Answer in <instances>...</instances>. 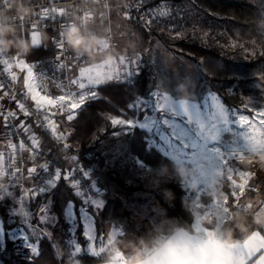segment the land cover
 Listing matches in <instances>:
<instances>
[{"label":"rangeland","instance_id":"374dc122","mask_svg":"<svg viewBox=\"0 0 264 264\" xmlns=\"http://www.w3.org/2000/svg\"><path fill=\"white\" fill-rule=\"evenodd\" d=\"M136 5V0H99L96 1L92 10L87 14V19L90 18L88 24L90 28L105 39L109 44V49L116 54V62L114 65H106L101 60L92 61L89 59L86 63L87 65L92 62V67L94 65L97 66L94 69L93 75L95 74V71L110 72L112 69H118L121 81L114 80L112 82L126 83L123 82L124 69L119 64V57L123 56L131 58L134 61H138L140 65L138 73L143 69L146 74L147 81L144 88L145 93L139 95L142 98L148 99L149 89L152 91H158L159 95L157 97H151V99L154 103L161 104H169L171 102L170 100H165V96L171 97L172 100L177 98L183 99L184 90L182 89V85L185 81L190 82L192 87V92L188 94H196L198 98L201 96L206 97L209 91L219 94L222 90L226 91L228 89H233L232 94L229 95L232 103L227 104L223 99L222 103L225 108L238 111L236 116L230 114L231 123L227 127L221 125L219 137L214 142L213 146L220 148L222 152L244 148L243 135L245 133H253V129L248 128L247 126L242 127L236 123V119H238L240 114L248 116L250 120L255 118L256 131L253 134L259 138L260 130L258 121L260 117H258L256 113L264 111V85L260 84L261 76L251 77L241 82L217 81L215 83L202 69L199 61L190 59L185 55V52L180 45L181 40L188 36L198 35L204 37L205 33V31L199 27V17L195 15L191 9L190 0H160L158 4L154 6V8L157 9V12L159 11L158 6L161 5L164 6L165 10L171 11V16L164 18H161L158 15L153 17L149 7L140 10ZM131 16L132 19L137 20L136 24L140 29L130 24L129 19ZM149 20L153 21L151 25L146 23ZM107 30L110 31V36L108 37L106 36ZM139 30H143V32L141 31L142 34L139 33ZM17 32L19 33V31ZM177 32L182 34L179 38H177ZM246 46L248 49L247 54L239 47L235 49L229 48V51L231 52L229 57L237 61H243L253 57L252 55H249L253 49H255L256 53L260 52L258 46L252 41ZM32 48L34 47L31 45V51L27 56H16L14 50L8 54L2 55L3 58L9 59L10 63L13 64L11 71L15 72L20 80H22V76H24L25 80V77H27V70H21L16 67V62L12 59L13 57L24 59L30 65H33L35 61L41 58H45L39 57ZM136 77L137 75H133L129 78L127 84H132ZM29 82H31L33 86H36L35 80ZM84 82L87 83L86 80H84ZM157 85H160V87L157 88ZM98 87L99 86H95L94 89L99 94ZM36 89L37 87L35 88V91ZM135 96L136 95L130 98L124 106L118 108V113H102L103 118L106 120V124L102 125L98 132L90 139V144L93 147L88 152L89 162L86 166L90 178L97 182L98 186L103 188L102 194L104 195V203L106 201L107 193H110L117 198H120V191L124 190L128 194V197L122 198V201L130 212V218L128 220L123 219L119 222L104 223L96 222V231L94 234L98 237L112 233L114 229L119 230L123 228L125 230V235L123 237H116V247L119 246L120 241L125 238H134L132 235L136 234L142 219L148 218L152 226L161 222L166 223L170 219H158L156 217V214L159 213L160 210L150 203V199L157 192L149 191L145 188L143 180L145 174L138 171L130 160L120 159L123 154L119 152V146H126L132 155L138 156L133 147L129 145L128 138L131 135L127 134L121 137H114L111 135L112 132L119 129V126L114 128L111 125L109 117L125 118V115L131 116L132 110L128 109L127 105L133 101ZM241 101H244L245 103L251 101L247 111H245ZM76 111H74V116L76 115ZM218 113L219 108L214 107V102L209 100L207 108L202 109L198 118L194 117V123L189 125V127H191L194 132L200 131L205 136H211L214 134L213 125L219 124ZM66 116L67 112L63 115L59 114V117L56 119V121L59 122L57 123L58 127L57 125L55 126L56 133L59 136L63 134V139L71 147L79 150L78 144L72 143L69 140L72 130L66 131V129L69 125L72 129V123L66 119ZM101 129L104 130L101 131ZM137 130L144 133L143 130ZM134 131L131 134H133ZM66 132H68V134ZM244 154L250 155L249 153ZM26 156L27 154L24 155L25 158ZM160 156L166 160V163L173 161L163 157L162 154H160ZM118 159H120V162H117ZM40 163L39 158L35 157L33 166ZM231 164L234 168L233 176L237 179L238 183L240 182L238 177L239 171L252 173V176L249 179V184L246 186L245 194L239 201L232 197L230 195V192L233 190L231 183L227 181L225 177H223L222 184L219 186L215 194H213L211 190L206 189L204 185H198L195 190L184 187V201L192 211L193 221H196L197 214L203 215L206 212L210 214L215 213L217 211L215 206L223 199V195H229L227 205L229 206L230 212L234 213L239 211L245 218L250 216L254 209L259 205L264 197V166L256 163L252 165L241 163L238 158H234L231 161ZM149 167L156 169L157 166L149 165ZM23 170L26 175L27 169L23 168ZM62 174L69 175L68 168H62ZM117 179L122 180L124 186L118 184ZM0 182H4V177H0ZM64 183L68 185L70 182L64 181ZM128 187H136L138 189L131 191ZM69 188V193L66 190H61L59 192L57 201L59 212H57L53 206L50 214L60 216V219L57 225H50L48 228V230L53 233V240L58 245L59 251L62 255L57 254V249L51 246V241L44 239L50 243L57 264H59L61 259H64L65 264L75 261V258L70 259L67 255L68 252L72 250V246L69 245L66 247L68 243L70 244L69 239L71 238V234L68 232L69 226L67 221L64 220L61 215V207L66 200L72 199L76 201L77 204L80 203V201L73 195V189H71V187ZM53 193L54 190L48 195L39 194L35 198L26 200L24 210H28L30 205L31 211L38 216V208L43 206L46 199L53 200ZM15 198L16 193L13 192L12 197L6 198L3 202L4 205L0 206V208L6 213L7 226L4 227L5 229L11 228L12 231H16L23 227V225L19 223L20 218L13 216V204L10 201ZM17 210H19V205H17ZM0 221H2L1 214ZM33 222L35 223V221ZM203 222L206 221H202V223ZM229 223H233V220L226 224ZM78 230L77 240L83 247L85 242L83 227L78 225ZM20 243V241H16L15 243L7 242L6 251L0 253V264H8L9 262L12 264H33L35 262L30 258V253L27 250H21L19 248ZM95 244L97 251H99V247L102 246L99 240H97ZM103 246L107 247L106 239L104 240ZM101 255L104 257L109 256V252L106 251ZM87 256L93 257L91 255ZM98 257L99 256H96L95 258L97 259Z\"/></svg>","mask_w":264,"mask_h":264},{"label":"snow or ice","instance_id":"6c2138e0","mask_svg":"<svg viewBox=\"0 0 264 264\" xmlns=\"http://www.w3.org/2000/svg\"><path fill=\"white\" fill-rule=\"evenodd\" d=\"M148 0H138L136 7L141 8ZM157 9L150 10L153 17L157 15L161 18L171 16L170 10H165L164 6H158ZM68 10L64 8L56 7H46L40 10L33 9V15L37 19L43 20H53L55 21L58 17H66ZM262 18V23H264V10L260 12ZM152 20L147 21L148 25L152 24ZM21 23V27H23ZM32 31L30 33L31 45L35 47L41 46V40L36 31L38 25L33 24ZM182 34L177 32V38ZM209 33H204V39L207 40ZM215 39V38H213ZM219 43L218 41H216ZM255 43V42H253ZM54 44L58 48L60 54L56 57L59 62L57 67L60 69L68 68L69 63L62 62L65 59L66 45L61 38H54ZM107 46L109 44L107 43ZM221 47H228L235 49L239 47L246 54L248 53L247 46L244 44H239L233 42L228 45H220ZM260 56L264 57V50L258 53ZM3 54H0L2 56ZM252 56L257 55L255 49L249 54ZM82 57V56H81ZM12 59L16 62V67L21 70H27V77H25L24 83L28 89V94L30 98L35 103L36 113L47 112L49 108L58 109L59 114L63 115L67 112L66 119L68 121H73L74 111L80 109L89 99H96L98 96L97 91L93 90L95 86L104 85L107 82L121 81L120 72L118 69H112L110 72H100L93 67H80L79 76L76 78L69 77V84L75 85L78 89L77 91L69 90L64 95H59L56 98H51L48 95L41 96L39 92L35 91L32 83L29 81H34V65H30L24 59L19 57H13ZM0 64L6 66V71L11 76V79L15 81L17 79L16 73L12 72L11 69L13 64L10 63L9 59H0ZM119 64L124 69L123 82H126L133 75L138 74V69L140 67L138 61H134L128 57H119ZM134 65V67H133ZM87 81V83L84 82ZM163 84V83H161ZM261 85H264V76L261 77ZM128 85V84H127ZM5 85L0 83V88ZM157 88L160 85L156 86ZM60 91H64L62 85H57ZM130 90H134L133 87H129ZM184 90L183 99L172 100L171 97L165 96V100H170L169 104L154 103L151 97H157L159 95L158 91H152L149 89V98H142L140 95H136L132 102H130L127 107L132 110L131 116L125 115V118H115L109 117L111 120V125L115 128L119 126L117 131L111 133L114 137H121L127 134H131L135 129L143 130L145 135L143 137V142L141 145L142 150L146 155H151L154 153L162 154L163 157L173 160L178 164H184L189 166H200L202 162L207 161L209 167L213 163H217L224 172V177L227 181L231 183L232 191L230 195L234 197L237 201L245 194L246 186L249 184V179L252 173L247 171H239V183L237 179L233 176L234 168L231 161L234 158H238L241 163H247L252 165L262 164L264 161V111H259L256 113L260 117L258 121L260 135L257 138L253 133L256 131V121L255 118L250 120L248 116L240 114L236 123L240 126H247L253 129V133H245L243 135L244 148L240 150L232 149L229 152H222L220 148L213 146L214 142L219 137L221 125L227 127L230 123V114L236 116L238 110L233 111L232 109L225 108L222 103V97L215 92L209 91L206 97H197L196 94L189 95L192 92L191 83L185 81L182 85ZM47 92V89H44ZM233 89L226 90L227 95L232 94ZM8 95V93H5ZM175 95V93H174ZM2 98V97H0ZM15 99V96L12 97ZM214 102V107L219 108L218 119L219 124L213 125L214 134L211 136H205L200 131H193L189 125L194 123V117H199L202 109L207 108L208 101ZM20 111L23 112L25 116H31L33 113L29 111L26 105L22 102L17 101ZM244 106L245 111H247L251 101L245 103L241 101ZM56 113H53L55 115ZM142 114V118H141ZM9 118H18L15 112H8L4 116L6 127H17L16 125H11ZM44 120L48 121V124L52 126V132H56V127L53 124L51 118L45 114ZM38 127H43V125L38 124ZM19 129H22L25 133L30 132V127L27 126L23 121L20 122ZM104 129H101L103 131ZM58 139L63 138L61 134ZM31 148H26L23 141L20 142L19 148L36 152V149L40 146V141L34 138V135H30ZM11 147L16 149L17 145L12 144ZM69 145L65 144L64 148H68ZM115 152V149H114ZM119 152L123 154L120 159L130 160L134 167L143 172L145 175L152 174L155 169L150 168L145 159L138 156L132 155L126 146H119ZM244 153H249L250 155H245ZM119 155V154H117ZM14 157L9 156V163L11 167L5 172L3 168H0V177H4V182H0V206L4 205L6 198H11L13 192L16 193V198L10 202L13 204V216L19 217V223L23 227L12 231L11 228L5 229L4 223L0 221V253L6 251L7 242L15 243L20 241L19 248L21 250H27L30 253V258L35 261V258L41 255L40 242L42 239H48L51 241V246L57 249V254L62 255L59 251L58 245L53 240V233L48 230L50 225H57L60 216L51 215L52 208L54 206V200H45L43 206L38 208L39 215L33 213L30 209L24 210L25 201L30 198H35L39 194L48 195L51 191L58 187V182L64 180L70 182L67 186L73 189V195L80 201L79 204L72 199L66 200L61 207V215L64 220L68 223V232L71 234L70 244L67 246H72V250L68 252V257L75 258L77 264H83V255H91L93 257L100 256L106 251L113 252L116 250V237H123L125 235V230L123 228L116 230L114 229L112 233L106 234L105 236L98 237L95 235L96 231V216L101 209L104 208V195L103 188L97 185V182L90 179L89 172L83 169H76L82 173L81 178H75L74 175H63L62 170L57 168L54 172H50V165L37 164L36 166L28 167L26 170V175L24 170L18 166V164L12 163ZM23 159V158H21ZM33 161L35 156L30 157ZM73 161L76 157H71ZM118 159L117 162H120ZM4 162L3 154L0 153V163ZM70 173L72 170H69ZM8 176L14 177V179L9 180ZM198 185H204L206 189L207 181L204 178H197ZM217 190H212L213 194ZM229 195H223V199L218 202L215 206L217 211L215 213H204L203 215L197 214L196 221L190 226V230L199 237L201 235L210 236L213 234L209 227L202 224V221L210 218L211 229H214L219 224H226L233 220L232 213L230 212L227 201ZM17 205H19V210H17ZM264 214V213H262ZM35 221V223L33 222ZM257 224L260 227V231H251V235L244 239L237 248L235 255L237 257L234 264H264V220H259ZM78 225L83 227V236L85 237L84 246L77 240ZM250 227H252L250 225ZM107 240V247L103 246L104 240ZM99 240L102 246L97 247L95 242ZM117 255H119L117 253ZM59 264H65L64 259H61Z\"/></svg>","mask_w":264,"mask_h":264},{"label":"trees","instance_id":"16d2710c","mask_svg":"<svg viewBox=\"0 0 264 264\" xmlns=\"http://www.w3.org/2000/svg\"><path fill=\"white\" fill-rule=\"evenodd\" d=\"M160 0H148L147 3L140 8L155 9L154 6ZM191 9L199 17V27L205 32L209 33L207 40L204 37L188 36L183 38L180 45L185 52V55L190 59L200 62L205 73L217 81H245L248 78L257 76H264V57L257 55L243 61H237L230 58L231 52L228 47H221L220 45H228L233 42L248 45L249 42H255L260 51L264 50V23L260 12L264 10V0H190ZM138 2V0H136ZM134 11V10H133ZM137 18V17H136ZM130 24L138 29L140 27L136 24L137 20L130 17ZM143 30H139L142 34ZM40 40L41 46L32 48L39 57H48L53 54V48L50 44V35L53 33V28H43L41 30ZM47 34V39H44V34ZM215 38V39H213ZM218 41L219 43H217ZM146 74L142 69L135 78L132 84L122 82H107L98 87V96L86 102L80 109L75 112V118L72 123V131L70 134V141L77 143L79 156L87 166L89 158L85 157L93 146L90 144L91 137L98 132L102 125L106 124L102 113L112 112L118 113V108L124 106L126 102L134 95H142L145 93ZM133 87L134 90H130ZM223 101L227 104L232 103L229 95L225 90L219 92ZM129 136V145L133 147L134 151L140 158L146 160L151 166H158L161 163H166V160L160 156L159 153L146 155L141 148L144 133L135 130ZM57 153V152H56ZM58 162L62 167H67L65 161L56 154ZM117 183L121 186L123 181L117 179ZM175 193L174 202L169 205L157 192L150 199L159 211L156 214L158 219L176 218L179 223L189 227L193 221L192 211L184 201L183 188L177 183L166 185ZM127 189V188H125ZM133 191L138 189L136 187H128ZM61 190L70 192V188L64 183V180L58 182V187L54 190L53 200L54 208L59 212L57 201L58 194ZM120 198L114 197L107 193L104 208L96 216L97 223L104 222H119L121 220H128L130 212L125 206L122 198L128 197L126 191L119 192ZM1 219L6 227V213L0 208ZM245 219H252L248 216ZM253 221L251 222V224ZM152 227L148 218L141 220L140 226L136 231V235H140L146 229ZM79 232V230H78ZM41 255L38 256L33 264H57L56 258L53 256L50 243L46 240L40 242ZM83 264H93L100 259L82 256ZM8 264H12L9 262ZM32 264V263H29Z\"/></svg>","mask_w":264,"mask_h":264},{"label":"clouds","instance_id":"9594fccd","mask_svg":"<svg viewBox=\"0 0 264 264\" xmlns=\"http://www.w3.org/2000/svg\"><path fill=\"white\" fill-rule=\"evenodd\" d=\"M32 15L31 0H5V6L0 8V54H8L13 50L16 56H27L30 53V40L21 31L18 33L8 21L13 16L17 20L28 21ZM89 19L74 17L69 20L60 31L61 38L77 56L114 65L116 54L109 49L105 39L87 27ZM44 39H47L46 33ZM261 165L264 166V161ZM223 177L224 172L217 163L209 167L207 161L200 166L170 161L158 165L143 180L146 189L159 192L164 201L171 205L175 193L166 185L177 183L182 188L195 190L198 187L197 178H204L208 189L212 191L218 190ZM232 216L235 228L247 231L243 214L237 211ZM203 221L208 224L212 222L210 218ZM210 231L213 232L210 236L197 237L176 218H170L166 223L155 224L140 235L133 234V239L120 241L116 250L109 253L106 264H234L240 241L234 236L232 224H219Z\"/></svg>","mask_w":264,"mask_h":264},{"label":"built area","instance_id":"2783aa9c","mask_svg":"<svg viewBox=\"0 0 264 264\" xmlns=\"http://www.w3.org/2000/svg\"><path fill=\"white\" fill-rule=\"evenodd\" d=\"M96 1L99 0H31V4L34 10H40L46 7H56V8H64L68 10V14L66 17H58L55 21L53 20H43L37 19L35 15H32L31 18L28 21H20L15 19L13 16L11 22L13 24V27L17 29V31H21L24 37L28 40H30V33L32 31V25L37 24L38 27L36 29L38 36L41 35V30L43 28H53V33L50 35V44L53 48V54L41 58L34 62V76H35V84L37 89L43 94L48 95L51 98H56L59 95L66 94L69 90L71 91H77L75 85L69 84V77L76 78L77 76L74 73V70L76 68H80L84 66L89 58L85 56H77L74 54L67 46L65 51V59L62 61L64 63H69L68 68L60 69L57 67L58 61L56 60V57L60 54L58 48L54 44V38L59 37L61 29L66 26V23L69 20H72L74 17H81L84 19H87V14L92 10L94 4ZM5 6V0H0V8H3ZM11 16V13H9ZM80 22V21H77ZM21 23H23V27H21ZM87 27L97 34L95 31H93L89 25ZM106 36H110V31L107 30ZM101 37V36H100ZM0 59H3L2 56H0ZM6 66L0 64V83L4 84L5 86L3 88H0V92L5 98V104L0 107V120L2 121V124L5 128L6 134L9 139V144L3 148L2 154L4 158V162L2 164V168L5 170V172L8 171V168L11 167V164L9 163V156L13 155V161L12 163L18 164V158L24 154H29L32 156H35L39 158L41 165L42 164H49L50 172H54V169L56 168V161L53 159L52 153L58 154L63 161H65L68 171L72 170V172L69 174L74 175L75 178H81L82 173L79 171H76V169H83L87 171V167L84 164L83 160L79 156L77 149L71 147L63 138L58 139L59 135L55 132H52V126L48 124V121L44 120V115L47 114L50 118L53 116L59 114L58 109L49 108L47 112H40L36 113L35 110V103H33L27 94L21 90H19L16 86L14 81L11 79V76L8 74V72L5 70ZM62 85L64 87V91H60L59 88H57V85ZM47 89V92L44 91V89ZM95 90V89H93ZM5 93H8V95H5ZM15 96V99L12 97ZM90 100V99H89ZM22 102L26 105V107L33 113L31 116H25L22 111H20L18 107V103ZM88 101V100H86ZM76 111V110H75ZM8 112H15L18 118H9L11 125H16L17 127H6L5 126V120L4 116L7 115ZM53 113H56L53 115ZM21 117H24L28 119L32 125L36 128V130L48 141L50 142L52 153H50L47 150H43L40 147L36 149V152L33 153L31 151H26L19 148V144L21 141L24 142L26 148H31V140L29 139V136L22 130L19 129L18 126L21 122ZM43 125V127H38L37 125ZM12 144H16V149H13L11 147ZM68 144V148H64V145ZM57 152V153H56ZM75 156L76 160L73 161L71 157ZM85 157H89L88 153L85 154ZM19 166V165H18ZM20 167V166H19ZM88 172V171H87ZM5 179V178H4ZM9 180L14 179L12 176H8ZM91 179V178H90Z\"/></svg>","mask_w":264,"mask_h":264},{"label":"crops","instance_id":"0c3cea01","mask_svg":"<svg viewBox=\"0 0 264 264\" xmlns=\"http://www.w3.org/2000/svg\"><path fill=\"white\" fill-rule=\"evenodd\" d=\"M92 62L90 63V64H86L85 66H82V67H92ZM74 73H75V75L77 76H79V68H76L75 70H74ZM16 76H17V74H16ZM14 83H15V86L19 89V90H21V91H23V92H25L26 94H27V96L29 97V99L31 100V98H30V94H28V89H27V87H26V85H25V83H24V76H22V80H20V78H19V76H17V79L14 81ZM29 83H31V82H29ZM35 88H36V86H34ZM36 91L37 92H39L40 93V95L41 96H43V94L40 92V91H38L37 89H36ZM0 97H2V98H0V107L2 106V105H4L5 104V98H4V96L2 95V93L0 92ZM32 101V100H31ZM33 103H34V101H32ZM59 117V114H57V115H55V116H53L52 118H51V120H52V122H53V124L56 126L57 125V127H58V124L57 123H59V122H57L56 121V119ZM61 119H62V117H61ZM64 119V118H63ZM24 122L27 126H29L30 127V132L29 133H26L28 136H30V135H34V138L36 139V140H38V141H40V148L41 149H43V150H47V151H49L50 153H52L53 151H52V148H51V145H50V142L48 141V139H46L45 137H43L37 130H36V128L32 125V123L28 120V119H26V118H24V117H21V122ZM67 130H72L71 129V127H70V125L67 127V129H66V131ZM67 134H68V132H66ZM9 144V139H8V136H7V134H6V131H5V128H4V126H3V124H2V121L0 120V153H2V150H3V148H5L7 145ZM25 155V154H24ZM24 155H22V156H20L19 158H18V165L23 169H27L28 167H32L33 166V163L35 162V160L33 161L32 159H30V157H32V155H29V154H27V156H26V158L24 157ZM52 155H53V158H54V160L56 161V169L57 168H59V169H61L62 170V165L58 162V160H57V156H56V154L55 153H52ZM21 158H23V159H21ZM37 158V157H36ZM30 164V165H29ZM41 164V163H40ZM1 168H2V164H1ZM64 168H66L67 169V167H64ZM262 213H264V197H263V199L261 200V202L259 203V205L254 209V211L250 214V216H248L249 218H251L252 219V221H253V223L251 224V222L249 221V219H245V226H246V229H247V231H241L239 228H235V224L234 223H231L232 224V226H233V228H234V236H235V238L236 239H238L239 241H240V243H242L243 242V240L244 239H247V237L249 236V235H251V231H260L261 229H260V227H259V225L257 224V222L259 221V220H264V214H262ZM195 223V221H193V223L192 224H194ZM191 224V225H192ZM204 226H206V227H209V229H211V225H209L207 222H203L202 223ZM230 224V223H229ZM250 225L252 226V227H250ZM188 228H190V227H188ZM262 235H264V232H262L261 233ZM103 255H101V257L99 256L97 259H100V261H98V262H96V263H93V264H106V261H107V259H108V256H106V257H102ZM96 257V256H95ZM94 257V258H95ZM68 264H77V262H76V260L75 261H71L70 263H68Z\"/></svg>","mask_w":264,"mask_h":264}]
</instances>
